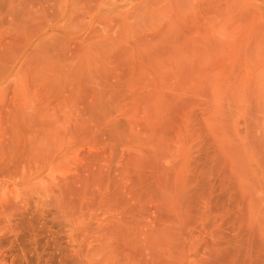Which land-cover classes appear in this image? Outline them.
I'll use <instances>...</instances> for the list:
<instances>
[{
    "label": "rangeland",
    "instance_id": "374dc122",
    "mask_svg": "<svg viewBox=\"0 0 264 264\" xmlns=\"http://www.w3.org/2000/svg\"><path fill=\"white\" fill-rule=\"evenodd\" d=\"M0 264H264V0H0Z\"/></svg>",
    "mask_w": 264,
    "mask_h": 264
}]
</instances>
